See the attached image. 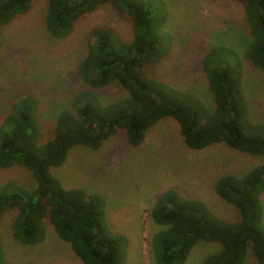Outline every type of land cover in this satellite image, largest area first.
<instances>
[{"label": "trees", "instance_id": "obj_1", "mask_svg": "<svg viewBox=\"0 0 264 264\" xmlns=\"http://www.w3.org/2000/svg\"><path fill=\"white\" fill-rule=\"evenodd\" d=\"M32 1L0 0V27L25 14ZM235 1L243 5L251 34L245 58L254 68L264 70V0ZM105 4L129 18L133 38L125 41L107 27L93 29L95 42L87 47L78 73L91 89L116 83L127 97L103 104L90 89L75 92L71 107L56 114L52 138L40 144L36 142L40 137V105L32 94L17 96L0 120V168L22 166L35 182L30 192L11 182L0 186V219L8 210L16 209L14 235L31 246L44 240L48 223L83 264H124L129 240L108 227L102 196L80 188L66 190L51 175L50 169L62 165L72 148L96 151L120 131H125L128 143L136 147L148 129L172 118L182 142L191 150L224 144L264 158V124L249 120L241 60L235 50L213 46L202 57L201 69L213 100L211 108L193 92L149 74L172 46V36L164 30L168 17L164 0H48L45 28L53 38H65L79 19ZM214 190L237 210V222L221 220L203 202L182 197L173 189L160 194L150 211L151 223L161 228L150 241L154 264H184L200 241L220 245L218 252L200 264H245L248 252L256 264H264L260 202L264 163L240 177H220ZM0 264H8L1 241Z\"/></svg>", "mask_w": 264, "mask_h": 264}, {"label": "rangeland", "instance_id": "obj_2", "mask_svg": "<svg viewBox=\"0 0 264 264\" xmlns=\"http://www.w3.org/2000/svg\"><path fill=\"white\" fill-rule=\"evenodd\" d=\"M47 1L33 0L25 14L0 27V120L17 96L32 94L40 105L37 144L52 138L55 116L71 107L75 92L90 89L103 104L127 97L116 83L91 89L81 81L78 69L87 47L95 42L93 29L110 28L125 41L132 40L134 32L125 14L105 4L79 19L67 37L53 38L44 23ZM164 1L168 8L164 30L171 34L172 46L149 74L193 92L211 108L202 57L213 46H228L241 60L249 120L264 124V70L254 68L245 58L251 34L243 5L235 0ZM263 163L262 156L224 144L191 150L182 142L178 124L164 118L148 129L139 146L130 145L125 131H120L96 151L72 148L65 162L52 167L50 173L66 190L80 188L104 198L108 227L129 240L124 264H154L150 241L161 228L151 223L150 211L161 193L173 189L182 197L203 202L221 220L235 223L237 210L216 194L214 185L224 175L240 177ZM9 182L28 192L35 188L30 171L19 165L0 168V186ZM260 202L264 218V192ZM17 215L16 209H10L0 219V241L8 264H83L48 223L40 244H22L13 230ZM219 249L217 242L200 241L184 264H200ZM245 264H256L250 252Z\"/></svg>", "mask_w": 264, "mask_h": 264}]
</instances>
